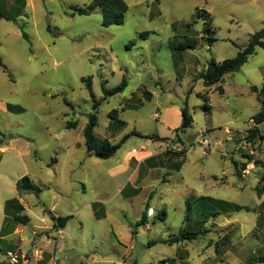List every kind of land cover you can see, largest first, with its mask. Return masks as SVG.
Segmentation results:
<instances>
[{"label": "rangeland", "instance_id": "obj_1", "mask_svg": "<svg viewBox=\"0 0 264 264\" xmlns=\"http://www.w3.org/2000/svg\"><path fill=\"white\" fill-rule=\"evenodd\" d=\"M91 1L0 0V12L12 19L0 18L6 66H0V236L6 235L0 262L9 264L8 252L20 264H51L57 252L59 264H115L124 257L127 264L263 262L264 195L256 187L264 173V123L262 138H245L264 98V49L218 85L205 86L203 75L212 59L235 58L264 29V0H125L124 24L109 27L100 11H72ZM83 78H92L100 102L96 137L118 144L128 136L111 160L88 152L84 129L94 101ZM123 80L122 93L105 96ZM128 103L135 108L122 112ZM6 105L22 111L4 112ZM185 106L193 127L176 132L182 149L169 151L186 153L163 158L137 195H120V177L112 175L117 159L133 150L165 151L137 133L164 135ZM112 124L121 136L111 137ZM205 135L220 140L216 148ZM25 176L42 191L21 196L30 222L19 225L5 221L4 207L19 199L16 184ZM52 216H72L62 237ZM182 232L193 239L168 243Z\"/></svg>", "mask_w": 264, "mask_h": 264}, {"label": "trees", "instance_id": "obj_2", "mask_svg": "<svg viewBox=\"0 0 264 264\" xmlns=\"http://www.w3.org/2000/svg\"><path fill=\"white\" fill-rule=\"evenodd\" d=\"M20 3H22L23 6H26L25 0H18ZM129 10L128 4L125 0H92L91 4L86 8H72V11H74L78 15H89L93 12L100 11L103 14V25L105 27H109L112 25H122L125 22L126 14ZM0 18L12 20L10 17H7L4 13L0 12ZM210 24H205V32L212 33ZM144 37H148L149 33L142 34ZM24 37L27 38V35L24 33ZM213 41V39H212ZM186 47L178 46L177 50H183ZM257 48L264 49V29L260 32H257L251 39L249 45L241 50L237 56L233 59H227L223 61L222 63H217L214 59L209 64V67L207 69L206 74L203 75L204 78V84L207 87L218 85L222 82L223 78L227 74L236 73L239 72L242 67L247 63L248 59L253 56L256 53ZM0 66L6 69V66H4L3 61L0 56ZM82 81L86 84V87L92 97V100L94 101V112L89 115V122L86 125L84 129V137H85V143L88 149V152L90 155L95 156L99 159L108 160L115 156L117 151L122 147V144L126 140V137L122 139V141L118 144H112L108 139H98L95 135V129L98 126V108L100 105V102L96 99V96L93 93L92 88V78H83ZM127 88V82L126 80H123L122 83L113 88V89H104V93L106 97L109 96H115L117 94L122 93ZM220 94L224 93L223 87H219ZM253 90L255 92L258 91L257 87H253ZM261 94L264 93V87L259 91ZM152 97V96H151ZM146 99H150V97H147ZM261 110L255 114L252 118L254 122V128L250 130L249 136L245 138L248 142L254 141V138L257 136H261V130L258 126L262 125L264 123V98L261 100ZM135 107L128 104H125L123 107ZM19 108L20 111L22 109L17 106H8V109L14 110ZM207 108H210L207 106ZM119 112V110H114L111 113V118L114 119L113 115H116ZM116 118V117H115ZM194 124V119L190 113V110L187 106L182 108V126L179 130H176L177 133L184 132L186 129L192 128ZM77 124H68V128H76ZM133 135V134H132ZM139 135V134H137ZM147 139H155L158 138L156 136H140ZM262 138V136L260 137ZM264 139V138H263ZM182 143V142H181ZM186 151L178 152L176 154H184ZM249 161L252 160L251 156H248ZM1 161V160H0ZM237 169V174L239 175V164L237 162H233ZM248 163L242 164L243 169L247 166ZM179 167L181 166V163L178 164ZM17 192L19 195L24 194H30L35 193L39 195L41 193V189L33 182L28 176L23 177L20 179L16 184ZM256 193L259 197L264 195V173L262 175L261 181L259 182L258 186L256 187ZM99 205L97 203L93 204V210L94 214L97 216L96 208ZM25 208L20 202L18 198L10 199L6 201L4 212L6 214V220L11 219L13 222L19 225H27L30 222V218L28 215L24 214ZM71 217H65V218H55L52 217V220L54 222L53 228L55 230L64 229ZM146 219V213L143 214L142 222L145 223ZM180 236H176L174 239L168 240V243L170 245H173L175 243L180 242L181 240H192L193 237L190 236V234H186L184 232L179 234ZM0 264H6L3 262H0ZM258 264H264L263 262H260Z\"/></svg>", "mask_w": 264, "mask_h": 264}, {"label": "crops", "instance_id": "obj_3", "mask_svg": "<svg viewBox=\"0 0 264 264\" xmlns=\"http://www.w3.org/2000/svg\"><path fill=\"white\" fill-rule=\"evenodd\" d=\"M254 87H257V86H254ZM153 96H154V93H152V97ZM132 108H135V107H132ZM125 110H126V107H125V109L124 108L121 109L122 112H126ZM2 111H4V112L8 111L7 105L4 109L2 108ZM168 111L169 112L172 111L175 114L181 113L180 108H171ZM181 121H182L181 117L179 119H175L173 121L169 119V122H171V123L168 124V127H167L168 132H166L164 135H161L160 133H158L156 135H146V134L144 135L142 133H137V134H139L137 136H156L158 138L157 140L147 139V138L146 139L148 140V142H151V143H155V142L163 143L165 146V151H160L157 153L146 152V153H142V154H137V152L135 150H133L132 153L126 152L124 154H121L120 157L116 161V164L114 166L115 168L112 169V175L114 177H120V179H119L120 183H118L119 185L117 186V191L120 195H123L125 198H127L128 196L132 197V196L137 195L139 193V191L142 190V188H143L142 185L145 183L146 177L149 175L150 171L153 172V170L156 166L162 165V161H163L162 159L163 158H165L166 161L170 162L173 155L178 153L176 151H169V150L171 148L175 147V146H173V142H175V140L177 138H179V136L176 133V130H178V128L180 127ZM109 126H110V124H109ZM112 126L115 129H114V135H112L110 133L111 137L121 136L123 129H121V128L117 129L113 124H112ZM261 126L262 125H260L258 127L260 128ZM142 138H144V137H142ZM178 145L180 147L176 148V150L181 151L182 145L181 144H178ZM1 151H5V148H0V152ZM168 152H169V154H168ZM116 155H117V153L112 158L116 157ZM112 158H110L108 160H111ZM55 163H56V161H55ZM182 165L183 164H181L180 167H179V165H177V167H179V170L182 168ZM21 196L22 195L19 196V200L25 208V211H24V214H25L27 206L22 202ZM95 203L98 204V202H94L92 204H95ZM147 206L150 208L149 209L150 210V216L149 217H151L155 214V211H154L153 207H151L149 204H147ZM52 217H54V216H52ZM69 217H72V216H69ZM55 218H57V217H55ZM58 218H61V217H58ZM5 221H6V219H5ZM3 236H6V235H1L0 237H3ZM120 247H122V246H120ZM11 253H13V252H11ZM15 255H17V254L15 253ZM122 259H125V257ZM62 264H66V261L62 260Z\"/></svg>", "mask_w": 264, "mask_h": 264}, {"label": "built area", "instance_id": "obj_4", "mask_svg": "<svg viewBox=\"0 0 264 264\" xmlns=\"http://www.w3.org/2000/svg\"><path fill=\"white\" fill-rule=\"evenodd\" d=\"M158 117H159V114L157 113L155 115V119L158 118ZM204 143H208V142L204 140ZM249 167H248V169L244 170V174H246V175L250 174L251 169H249ZM253 167H254V165H253ZM56 232L58 233L59 236L62 237L63 229H59ZM8 258H9V264H20L19 257L17 255H15L14 253L9 252L8 253ZM51 264H59V254H58V252H57V254H55ZM115 264H127V262H126V259H122V260L118 261Z\"/></svg>", "mask_w": 264, "mask_h": 264}, {"label": "water", "instance_id": "obj_5", "mask_svg": "<svg viewBox=\"0 0 264 264\" xmlns=\"http://www.w3.org/2000/svg\"><path fill=\"white\" fill-rule=\"evenodd\" d=\"M204 140L207 141L211 145V148H216V145L220 142L219 139L211 138V136H209V135H205ZM178 144H181V140H179V139H177L175 142H173V146H176Z\"/></svg>", "mask_w": 264, "mask_h": 264}]
</instances>
